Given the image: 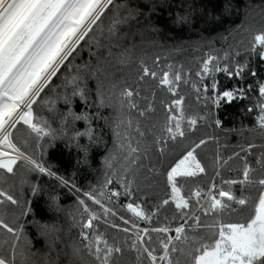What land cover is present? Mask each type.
I'll return each instance as SVG.
<instances>
[{"label":"snow or ice","instance_id":"1","mask_svg":"<svg viewBox=\"0 0 264 264\" xmlns=\"http://www.w3.org/2000/svg\"><path fill=\"white\" fill-rule=\"evenodd\" d=\"M166 6L168 0H0V170L12 176L19 171L22 176L18 189L15 185L0 186V237H3L0 239V264H62V250L58 248L60 229L33 219L32 224L44 237L47 249L37 259L40 250H33L25 232L32 213L29 201L24 198L25 189L32 195L42 191L38 184L30 180L31 175L38 172L54 177L61 186L79 193L81 189L72 182L74 177L69 179L58 175L44 160V145L47 143L51 147L58 135L61 138L68 135L70 123L75 125L83 121L85 130L81 132L73 128L75 135L71 139L80 148L83 162L87 164L88 145H81L80 139L87 138L89 145L103 142V128L97 133L91 126L95 119H102L105 126L112 128L116 137L115 148L123 161L117 169V154L110 153L105 159V166L110 170L105 186L115 183L123 192L109 190L96 194L93 190L84 193L100 206L102 214L91 210L85 200L78 199L82 209L80 240L72 245L71 255L80 264H119L118 257H122L125 251L135 254L136 264H264V144L248 142L247 149L240 146L245 157L257 147L261 148V155L256 160L258 168L244 159L242 179H226L221 172L222 165L240 154L234 153L225 160L216 153L217 170L211 187L207 191L197 188L187 196L182 191L181 181L207 173L201 151L209 140L190 139L197 130L198 122L211 120L209 126L221 125L210 110L203 115H186L185 98L180 96L178 88L181 83H189V76L182 66L174 70L172 65H168V70L159 79V84L166 87L173 99L165 105L161 134L155 136L151 143L137 123L136 132L140 139L136 141V146L132 144L129 131L132 120L125 115L124 109L125 106L129 112L138 109L134 100L139 94L136 90L127 87L120 90V115L115 122L100 111L114 105L113 96H106L102 91L101 78L106 74V61L101 58L97 32L118 46L122 26L139 24L140 17H145L150 23L151 15ZM107 17H111V21L105 28ZM178 19L187 22V16ZM250 44L249 53L264 60V30L253 35ZM85 45L89 48V61L83 65L75 64ZM92 45L97 47L96 52H92ZM108 54L113 55L111 48ZM235 55L238 57L239 52ZM120 56L121 62L126 60L127 50ZM230 59L229 54H225L222 64L220 57L209 54L196 73L201 87L192 86L197 93V101L202 102L205 109H208L209 101L219 107L221 100L231 102L236 98V91H224L222 94L217 91L216 73L243 78L248 71L247 61L241 64L237 60L233 66L228 62ZM154 63L158 64L159 59ZM62 68L68 70L63 84L52 89L53 78ZM141 69L140 80L157 77V72L143 61ZM207 75L212 78L210 88L203 84ZM251 75L255 78V71ZM89 77L97 82L93 101L97 107L95 116L78 114L73 109L77 97L87 103ZM46 90L55 92V99H45L42 94H46ZM251 90V86L247 90L239 89L240 98L245 97V91ZM256 90L258 97L248 111L258 109L256 127L264 133V81L257 80ZM210 91L216 92L214 98L210 96ZM41 103L52 114L51 120L35 117L34 106ZM61 103L64 111L59 110ZM147 111H153L151 105ZM144 114V111L139 112L140 116ZM56 120L60 121L58 128L53 126ZM152 155L156 156L160 170L152 167L150 172L154 176H163L165 188L170 189L169 198L164 199L162 205H174L179 213L180 223L174 229L175 235H171L173 229L170 224L152 226L157 213L133 199L124 207L134 219H125L120 215L123 226L115 222L110 225L123 234V239L106 238L96 229V224L102 217L107 224L108 217L118 215L115 206L121 195L132 197L139 190L136 177L143 166L142 158L149 159ZM215 177L220 178L219 187ZM6 183L0 180V185ZM246 192L249 194L245 195ZM48 198L49 207L60 211L59 196L49 193ZM105 200L111 206H106ZM156 207L158 211L160 205ZM137 221L148 226L141 228ZM153 233L162 238L154 241ZM157 243L159 247L155 246ZM85 255L91 259L85 260ZM69 264H74V261L70 260Z\"/></svg>","mask_w":264,"mask_h":264},{"label":"trees","instance_id":"2","mask_svg":"<svg viewBox=\"0 0 264 264\" xmlns=\"http://www.w3.org/2000/svg\"><path fill=\"white\" fill-rule=\"evenodd\" d=\"M251 12L255 13L252 18H250ZM180 16H187V22L179 21ZM110 21L111 17L105 18V28ZM150 21L149 23L145 17H140L139 24L132 23L122 26L118 46L101 36L99 31L97 32L96 39L101 44L99 48L102 54L101 58L106 61V74L101 78L102 91L106 96H113L114 105L112 108L100 109V111L115 122L120 115L118 103L120 90L123 87L136 90L139 94L134 97V100L139 106L138 109H132L130 112L127 106L124 109L125 115L130 116L132 120V128L129 130L132 144L136 146V141L140 139L136 132L137 123L151 143L155 136L161 134L166 113L165 105L171 103L173 99L166 87L159 84V79L162 73L168 70V65H172L174 70L182 66L184 73L189 76V83H181L178 88L180 96L185 98L184 110L186 115H203L205 111L210 110L212 116L221 121L219 127L209 126L211 120L199 121L197 130L193 136H190V139L205 138L209 140L207 146L201 151V158L207 166V173L200 177L181 181L183 193L187 196L197 188L207 191L217 170L216 153H219L225 160L228 156L239 153V157L222 165L221 172L226 179H242L244 159L246 158L249 164L258 168L256 160L261 155V148L257 147L245 157V152L241 151L240 146L242 145L247 149L248 142L257 145L264 144V133L256 127L258 109L248 111V109L253 108L254 101L258 97L257 80L264 81V60H261L259 55H252L248 51L251 47L252 36L264 30V0H168V6L158 9L156 13L151 15ZM109 48L112 50V56L108 54ZM91 50L96 52L97 47L92 45ZM125 50H127L128 58L121 62L120 54ZM237 51L239 52L238 57L235 55ZM209 54L220 57L222 64L225 54H229L231 59L228 62L233 66L237 60L241 64L247 61L248 71L243 74V78L216 73L217 91L221 93L233 90L237 91V96L231 102L223 99L219 107L209 101L208 109H205L203 103L197 101V93L192 85L201 87L200 78L196 73L201 70L202 62ZM157 58L159 59L158 64L154 63ZM89 59V48L85 45L74 63L83 65ZM92 59L94 60L95 57ZM142 61L147 67L157 72L155 79L147 77L140 80ZM62 70H65L67 75L68 70L64 68ZM252 71L256 73L255 78L251 75ZM53 79L54 83L51 86L54 85V89L63 84V82L55 83V78ZM203 82L210 88L211 76L207 75ZM113 84L116 85L115 88L112 87ZM249 86L253 90L245 91V97L241 99L238 90H247ZM88 88L90 91L87 103L77 97L73 109L78 114L95 116L97 107L93 101L96 96L97 82L91 77L88 78ZM60 91H63L62 88ZM53 94L54 92H52V98ZM209 94L214 98L216 92L210 91ZM149 105L153 111H147ZM58 107L60 111H64L62 104ZM140 111H144L145 114L140 116ZM49 114L51 115L50 112ZM53 126L59 127L60 121L56 120ZM91 126L96 129L97 133L103 128V142L89 145L87 138L80 139L81 145H88L87 164H84L83 153L77 147L76 142L73 140V143H70V139L67 138L56 139L54 144L48 147L44 160L58 174L69 179L74 177L72 181L88 192L93 190L96 194L101 191L108 192V188L114 186L117 188L116 191L123 192V189L115 183L105 186L106 178L110 177V170L105 166V159L110 156V153H115L118 156L115 168L119 169L123 163L122 159L119 158L118 150L115 148L116 137L113 130L105 126L102 119L93 120ZM85 127L83 121L76 122L75 125L70 123L68 132L70 133L73 128L82 132ZM250 129L252 131H249ZM73 133L75 134V131L70 134ZM142 165L136 177L139 190L135 191L132 197L121 195L115 209L118 210L117 206L124 208L127 201L134 199L136 203L157 213L153 217L152 226H164L166 224H170L172 228L178 226L180 218L174 205H162V201L169 198L168 193L170 192V189L165 188L164 177L154 176L149 170L152 167H155L157 171L160 170L156 156L152 155L149 159L142 158ZM21 178L19 171L15 176H12L0 170V180L7 182L0 186L15 185L18 189ZM215 179L217 186H219L220 178L215 177ZM30 180L42 189L36 195H32L30 191L25 189L24 197L29 201L32 208V213L25 225V232L32 242L33 250H40V257L37 259L41 258L47 249L44 237L38 233L37 228L32 224L33 219L41 224L55 225L60 229L61 242L58 248L62 250L60 257L62 264H69L70 260L74 261V264H80L71 255L72 245L79 243V222L82 209L78 202L56 179L55 181L46 175L35 173ZM249 191L251 194L254 193L252 190ZM49 193L59 196L60 211H53L49 207ZM247 194L249 193L246 192L245 195ZM104 202L107 204L106 200ZM88 204L93 211L100 212L101 209L97 204H91L90 201ZM157 205H160L158 211ZM107 220V224L104 221L96 224V229L106 238L118 237L123 239V234L113 229L109 224L117 221L123 226L122 222L114 217H108ZM140 224L144 223L141 222ZM2 238L0 237V239ZM161 238L153 233L154 241H159ZM155 246L159 247V244L157 243ZM90 259L85 255V260ZM118 261L119 264H136L135 254L125 251L122 257H118Z\"/></svg>","mask_w":264,"mask_h":264},{"label":"rangeland","instance_id":"3","mask_svg":"<svg viewBox=\"0 0 264 264\" xmlns=\"http://www.w3.org/2000/svg\"><path fill=\"white\" fill-rule=\"evenodd\" d=\"M254 14L255 13H253V12H251L250 13V18H252V16H254ZM177 50H179V49H177ZM176 50V51H177ZM65 76H66V72H65V70H62L59 74H58V76L57 77H55V83H59V82H63L64 81V78H65ZM203 84H206V83H204L203 82ZM54 86V85H53ZM53 86H51V88L52 89H54L53 88ZM63 90V89H62ZM227 91H229V90H227ZM62 92V91H61ZM237 92V91H236ZM223 92H221L220 94H222ZM43 96H44V98L45 99H47V98H52V91H47L46 90V94H42ZM55 95H56V93L54 92V94H53V98L55 99ZM236 96H237V93H236ZM227 100V99H226ZM222 101V100H221ZM62 104V103H61ZM62 106H63V110H65V108H64V105L62 104ZM34 115H35V117L37 118V119H40V118H46V119H50L51 120V116H52V114L50 115L49 114V112H48V110H47V108H46V106H44L42 103L41 104H39V105H36V106H34ZM176 115H179V113H176ZM73 125V124H72ZM58 128V127H57ZM75 131H79L78 129H76ZM73 132V130L72 131H70V133H72ZM69 132H68V135L66 136V137H62V138H67V139H70V143H73V140L71 139V137L72 136H74L75 134L73 133L72 135L70 134ZM58 138H61L59 135H58ZM57 138V139H58ZM48 144L47 143H45V145H44V150H45V155H46V153H47V150H48ZM45 155H44V157H45ZM54 171V170H53ZM56 172V171H55ZM38 173V172H37ZM57 173V172H56ZM34 174L35 173H33L32 175H31V177L32 176H34ZM38 174H40V173H38ZM58 174V173H57ZM44 175V174H43ZM58 175H60V174H58ZM47 176V175H46ZM60 176H62V175H60ZM30 177V178H31ZM47 177H49V176H47ZM64 177V176H63ZM49 178H51V179H53V180H55L54 179V177H49ZM66 178V177H65ZM56 181V180H55ZM73 182V181H72ZM58 183V182H57ZM75 183V182H74ZM76 184V183H75ZM77 185V184H76ZM220 185V184H219ZM77 187L78 188H80L78 185H77ZM211 187V184L209 185V188ZM219 187V186H218ZM65 188V187H64ZM208 188V189H209ZM67 189V191H68V193L74 198V199H76V201L78 202V199H83V200H85V203L88 205V207L92 210V207L90 206V204H88V201H90V203L91 204H94L91 200H89L88 198H87V196H85L84 195V193H86V192H88V191H86V190H84V189H82V188H80L81 189V191L79 192V193H76V192H74V191H70L68 188H66ZM116 186H114V187H109L108 188V191L109 190H111V191H116ZM207 189V190H208ZM195 190H193L192 192H194ZM255 193V192H254ZM253 193V194H254ZM252 194V195H253ZM129 202H131V201H127L126 203H125V205L127 204V203H129ZM106 204V203H105ZM138 204V203H137ZM124 205V206H125ZM141 205V204H140ZM99 206V205H98ZM106 206H109V205H107L106 204ZM142 206V205H141ZM100 207V206H99ZM118 207V210H116L115 209V211H117V213H118V215L116 216V217H114V218H116L118 221H120L119 220V216L120 215H123L124 216V218L125 219H130V218H128L127 216H129V217H132V213H130V212H128V210H127V208L126 207H124V208H121V207H119V206H117ZM100 212H101V214H102V210H100ZM127 215V216H126ZM134 218V217H133ZM131 220V219H130ZM101 221H104L103 220V217H102V219H101ZM120 222H122V221H120ZM115 223H117V221H115ZM137 223H138V225L141 227V228H143V227H146L147 225H144V224H140L141 222H139V221H137ZM110 225L112 224V223H109ZM175 227H177V226H175ZM175 227H173L172 229H173V232L171 233V235H175V232H174V229H175ZM78 239L80 240V235H79V237H78Z\"/></svg>","mask_w":264,"mask_h":264},{"label":"built area","instance_id":"4","mask_svg":"<svg viewBox=\"0 0 264 264\" xmlns=\"http://www.w3.org/2000/svg\"><path fill=\"white\" fill-rule=\"evenodd\" d=\"M55 179V178H54Z\"/></svg>","mask_w":264,"mask_h":264}]
</instances>
